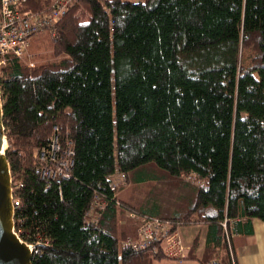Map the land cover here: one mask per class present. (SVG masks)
I'll return each mask as SVG.
<instances>
[{"label": "trees", "instance_id": "trees-1", "mask_svg": "<svg viewBox=\"0 0 264 264\" xmlns=\"http://www.w3.org/2000/svg\"><path fill=\"white\" fill-rule=\"evenodd\" d=\"M58 32L52 60L0 69L17 228L48 238L32 264L168 258L123 246L126 210L205 225L192 258L232 264L223 222L232 239L233 222H264V0H79ZM55 135L75 151L62 195L34 156Z\"/></svg>", "mask_w": 264, "mask_h": 264}, {"label": "built area", "instance_id": "built-area-1", "mask_svg": "<svg viewBox=\"0 0 264 264\" xmlns=\"http://www.w3.org/2000/svg\"><path fill=\"white\" fill-rule=\"evenodd\" d=\"M37 1L39 0H0V69L15 59L25 58L27 45L34 36L49 33L53 38L58 37L59 23L79 2V0H40L42 7L36 8L34 4ZM30 66H34V63H30ZM74 155L75 151L71 146L67 148L61 146L58 135L53 137L49 147L37 149L34 154L35 158L44 164L40 172L42 179L47 186H58L61 195L63 194L62 182L70 176L75 164ZM109 179L114 187H120L125 177L123 174H117ZM13 205L14 232L22 242L28 245L34 259L41 251L40 246L45 244L48 238L37 237L35 241L23 239L22 231L17 228V222H22L23 219L16 220L20 199L15 198L14 189ZM104 206L105 204L96 199L92 210L87 213V220L95 219L99 209ZM129 220L135 222V227L133 231H126L122 241L123 246L143 249L161 242L167 257L177 260L183 258L186 247L178 232L172 231L170 222L127 211L125 218L123 217L124 224L128 225ZM229 224L228 220L223 222L225 237L232 264H238ZM127 228L130 229V226ZM210 264L220 263L214 260Z\"/></svg>", "mask_w": 264, "mask_h": 264}, {"label": "water", "instance_id": "water-1", "mask_svg": "<svg viewBox=\"0 0 264 264\" xmlns=\"http://www.w3.org/2000/svg\"><path fill=\"white\" fill-rule=\"evenodd\" d=\"M6 144L0 81V264H32L30 248L14 232L13 178Z\"/></svg>", "mask_w": 264, "mask_h": 264}, {"label": "crops", "instance_id": "crops-1", "mask_svg": "<svg viewBox=\"0 0 264 264\" xmlns=\"http://www.w3.org/2000/svg\"><path fill=\"white\" fill-rule=\"evenodd\" d=\"M192 225L197 230L191 232V241L183 239L186 247L183 258L176 260L168 257L165 258L166 261H155L154 264H201L198 259L192 258V254L195 252L198 257L203 254L208 241V230L203 224ZM233 228V244L238 264H264V222L260 219H242L233 222ZM177 232L181 236L180 229Z\"/></svg>", "mask_w": 264, "mask_h": 264}, {"label": "rangeland", "instance_id": "rangeland-1", "mask_svg": "<svg viewBox=\"0 0 264 264\" xmlns=\"http://www.w3.org/2000/svg\"><path fill=\"white\" fill-rule=\"evenodd\" d=\"M129 1H133V2H138V1H144V0H129ZM80 19L81 20H88L89 18V14H83L80 13L79 14ZM53 38L49 33H42L40 35H36L34 36L29 44L27 45V49H26V59L27 62L30 63H34V64H42V63H46L50 60H52L53 56L51 54V47L53 44ZM8 146V144H7ZM129 210H126L123 217L125 218L126 213ZM127 226H130V229L127 228ZM194 225H187V226H183L180 229V234L182 236V239H185V241H191L192 239V231H196L197 228L193 227ZM135 227V222L133 220H129L128 225L125 223V230L126 231H133ZM162 261H166L167 259H161ZM161 260H157V261H161ZM177 260V259H176ZM175 262V261H172Z\"/></svg>", "mask_w": 264, "mask_h": 264}, {"label": "bare ground", "instance_id": "bare-ground-1", "mask_svg": "<svg viewBox=\"0 0 264 264\" xmlns=\"http://www.w3.org/2000/svg\"><path fill=\"white\" fill-rule=\"evenodd\" d=\"M7 146V144L5 145V147Z\"/></svg>", "mask_w": 264, "mask_h": 264}]
</instances>
